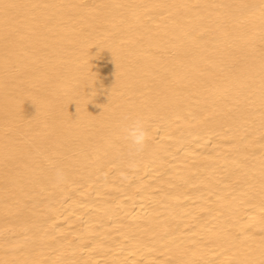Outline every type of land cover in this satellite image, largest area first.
<instances>
[{"label": "bare ground", "instance_id": "1", "mask_svg": "<svg viewBox=\"0 0 264 264\" xmlns=\"http://www.w3.org/2000/svg\"><path fill=\"white\" fill-rule=\"evenodd\" d=\"M0 264H264V0H0Z\"/></svg>", "mask_w": 264, "mask_h": 264}, {"label": "clouds", "instance_id": "2", "mask_svg": "<svg viewBox=\"0 0 264 264\" xmlns=\"http://www.w3.org/2000/svg\"><path fill=\"white\" fill-rule=\"evenodd\" d=\"M123 139L127 142L133 157L139 158L149 143V132L144 121L139 117L129 118V122L122 128ZM58 178H62L57 173Z\"/></svg>", "mask_w": 264, "mask_h": 264}]
</instances>
